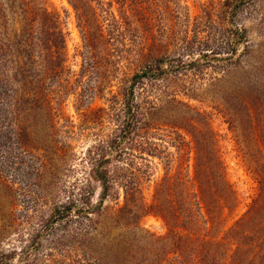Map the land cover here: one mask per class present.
Returning a JSON list of instances; mask_svg holds the SVG:
<instances>
[{"label":"rangeland","instance_id":"rangeland-1","mask_svg":"<svg viewBox=\"0 0 264 264\" xmlns=\"http://www.w3.org/2000/svg\"><path fill=\"white\" fill-rule=\"evenodd\" d=\"M45 9L58 15L56 27L43 22ZM82 18L85 23L69 0H0V264H152L161 258L163 245L150 243L148 234L127 226L116 212L121 191L119 206L107 198L92 220L81 215L67 224V217H51L68 202L81 205L84 189L99 205L101 187L89 181L85 156L109 127L99 119L85 121L76 108L88 117L101 115L95 113L107 107L110 85L114 91L122 86L145 53L167 59L164 85L191 90L193 97L179 93L178 100L213 115L241 213L257 194L218 108L236 102L241 90L264 100V0H90ZM84 24L91 48L84 42ZM57 31L66 40L63 68L54 63ZM211 50L216 54L205 55ZM192 59L199 62L187 71L170 69V62ZM185 113L165 105L153 120L163 127L152 130V143L168 155L149 158L148 200L169 160L185 163L169 143L170 126L180 124ZM141 227L155 236L167 232L153 216Z\"/></svg>","mask_w":264,"mask_h":264},{"label":"trees","instance_id":"trees-1","mask_svg":"<svg viewBox=\"0 0 264 264\" xmlns=\"http://www.w3.org/2000/svg\"><path fill=\"white\" fill-rule=\"evenodd\" d=\"M69 2L79 13L80 22L85 23L83 5H89L90 0ZM42 16L43 22L49 20L56 27L57 14L45 9ZM83 27L84 42L91 48L92 35L86 32L85 24ZM52 34L54 63L63 68L65 36L58 31ZM211 51L205 55L216 54L215 50ZM140 56L138 70L123 79L122 86L114 91L110 85L107 107L95 113L101 115L88 117L81 115L79 106L76 108L85 121L99 119L109 127L104 137L95 135L98 140L85 156L91 164L89 181H96L101 187L99 205L91 202V192L82 188L81 205L68 202L51 217H67V224L82 216L92 220V214L107 198L113 197L118 205L121 191L123 204L118 205L116 212L127 219L126 225L144 231L150 243L163 245V255L152 264H264V100L241 90L236 102L218 108L229 124L238 157L258 185L256 196L241 213L242 201L228 179L213 115L178 100L179 93L193 97L192 92L187 94L190 89L164 85L169 80L167 76L161 79L165 73L163 64L167 62L164 56L151 52ZM198 62L192 59L189 64L180 61L177 66L171 62L169 65L170 69L187 71ZM165 105L187 109V113L178 116L180 124L170 126L169 137L170 146L177 148L178 158H185V163L174 166L169 160L164 177L148 200L144 181H150L151 177L149 158L166 153L158 151L152 143V130L162 131L163 127L153 120ZM114 188H118L117 192H112ZM74 206L78 210L73 216ZM147 216L161 219L166 234L155 236L142 228Z\"/></svg>","mask_w":264,"mask_h":264}]
</instances>
